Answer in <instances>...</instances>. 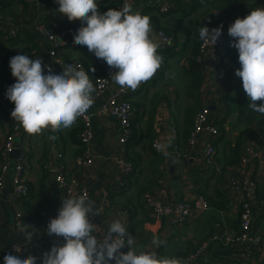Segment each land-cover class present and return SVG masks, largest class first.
<instances>
[{
  "label": "crops",
  "instance_id": "crops-1",
  "mask_svg": "<svg viewBox=\"0 0 264 264\" xmlns=\"http://www.w3.org/2000/svg\"><path fill=\"white\" fill-rule=\"evenodd\" d=\"M202 1L168 0L176 10L175 16L188 20L200 16V9L190 12V7L203 4ZM40 2L44 4L42 13L38 10ZM128 3L133 5L134 10L144 14L149 9H156L157 12L156 5L159 0H131ZM0 7L3 13L0 17V88L2 85L9 88L10 51L32 56V59L42 57L44 64L55 62L50 54V41L35 27L38 19L43 18L47 22V16L52 15L55 20L50 23L53 26L63 25V19L69 20L59 12L57 0H5L0 1ZM226 19L230 20V27L233 21ZM162 21L168 23V18ZM69 22H77L79 28L81 27L80 20ZM218 23L213 21L210 27H218ZM193 29L194 26L190 25L189 30ZM152 30L158 40L156 29ZM180 41H183L182 37ZM170 53L171 49H168L164 55ZM89 54L92 52L86 46L74 44L73 41L60 52L66 64H72L76 59H86L85 66L94 84L90 68L95 58L91 60ZM175 59L179 67L177 70L173 68ZM182 59L176 56L169 58L167 63L163 62L157 77L132 95L136 117L132 137L126 144L119 141L120 127L115 118L98 116L94 119L95 137L90 146L94 164L91 166L78 167L76 163V158L85 147L79 138V125H82L79 119L70 129L62 132L53 133L49 128L34 135L28 134L19 122L14 123L20 126L14 134L15 144H19V149L27 155L25 173L31 194L23 201L12 199L13 170L18 158L13 153L10 155V170L5 175L6 186L0 194L1 245L11 246L19 243L24 248V253L32 254L45 250L51 239L60 243L62 238L50 236L46 232L45 223L48 217L56 214L61 205L62 192L54 178L56 167L59 165L63 166L67 174L77 177L89 188L88 198L94 201L96 209H105V213L93 222L98 225L97 231L101 235L114 219L123 220L127 211L129 233L139 248L151 249V240L154 235H158L167 241L166 246L157 249L158 254L175 256L183 261L189 252L215 232L217 222L230 232L241 230L243 195L231 187L230 178L234 172L242 171L243 168L236 165L225 172L222 171L226 146L234 142L241 133V128L237 125L241 112L238 100L241 79L235 75L233 62L222 70L212 57H205L202 66L205 78L199 93L196 94L198 99L195 100L189 94L192 85L186 69L190 65ZM55 67L56 74L63 72L57 64ZM118 87L119 85L112 81L105 97L110 96ZM93 96L95 102L89 112L95 111L103 100L95 93ZM194 105L209 109V119L216 123L222 132L221 137L214 141L217 166H210L205 162L206 143L211 139L208 133H201L195 144L186 148L182 125L186 111ZM12 121L13 117L0 120V171L6 160L2 153L3 142L7 135L14 131ZM251 127L257 132L244 136L247 141L249 137L257 135L258 140L255 149L257 154L252 152L249 164L256 182V199L252 227L246 232L247 240L234 244L216 242L197 264H264V139L259 136L257 123ZM50 135L57 138L50 140ZM156 141L163 144L159 152L153 149L152 143ZM175 143L188 155L182 156L180 152H176ZM129 155L133 158L134 171L128 176L127 185L120 188L117 184L120 161ZM171 168H175L174 172ZM174 174L180 175L178 189L174 185ZM147 189L161 201L172 204L182 199H192L201 194L199 191H207L214 200H218L217 196L225 195L230 200V207L224 210L209 206L191 214L186 223L178 225L175 223L178 218L176 212L159 217L145 205L143 193ZM16 211L22 213L25 226H34L27 229L33 233L30 243L26 238L25 228L22 231L15 228Z\"/></svg>",
  "mask_w": 264,
  "mask_h": 264
},
{
  "label": "clouds",
  "instance_id": "clouds-1",
  "mask_svg": "<svg viewBox=\"0 0 264 264\" xmlns=\"http://www.w3.org/2000/svg\"><path fill=\"white\" fill-rule=\"evenodd\" d=\"M57 3L59 12L69 21H81L73 43L86 46L96 58L116 69L111 80L122 90H137L161 68L164 57L152 34L151 18L134 10L132 4L101 12L97 0H57ZM197 31L199 39L213 48L222 35V26L209 28L204 24ZM228 34L234 38L231 46L238 50L240 68L235 75L242 80L248 107L264 115V8H255L244 18H236ZM9 66L16 78L6 92L15 105L11 116L30 135L49 128L53 133L70 129L95 102L96 88L88 73L77 66L68 64L61 74H55L42 57L32 59L24 54L13 56ZM56 138L49 136L50 140ZM92 216H100V212L86 194L64 198L58 215L50 219L46 228L50 236L62 238L63 243L53 244L45 251L41 264H186L175 256L158 254L157 249L167 245L158 235L153 236L151 249H141L120 218L114 219L101 235L98 225L90 219ZM28 227L34 226H25L30 243L33 233ZM125 247L128 250L121 251ZM23 249L15 250L19 254L5 255L4 264H37L35 255L21 258Z\"/></svg>",
  "mask_w": 264,
  "mask_h": 264
},
{
  "label": "built area",
  "instance_id": "built-area-1",
  "mask_svg": "<svg viewBox=\"0 0 264 264\" xmlns=\"http://www.w3.org/2000/svg\"><path fill=\"white\" fill-rule=\"evenodd\" d=\"M19 1H33V0H19ZM131 0H122L121 4L117 7V9L121 8L125 3H128ZM158 11L162 13L169 12L172 8V5L168 2V0H159V4L156 5ZM44 7L43 3H39L38 10L42 13V9ZM264 8V4L260 7ZM3 15L2 9L0 7V17ZM232 21L233 19L230 18ZM228 19H223L218 23V27L222 26V35L218 39L217 43L213 48L210 44L202 41L200 47V55L198 56V61L203 64L204 59L207 53L212 54V58L216 61L217 65L220 69L225 70L229 64L232 63L231 56L227 51L226 45V31L229 28ZM152 25V24H151ZM36 29L41 32L48 41H50L52 48L50 49V54L54 58L55 62L49 65L53 73L56 74L57 64L60 68L66 67L67 64L63 61L60 56V52L67 47L74 39V35L77 33L79 29V24L77 22H73L71 24L66 25H55L54 27H50L47 25V22L43 20V18L38 19L35 25ZM152 28L156 29L159 39L157 40L161 47L159 51L166 50L173 43V38L170 36L165 30L157 29L152 25ZM211 28V27H210ZM18 32V30H16ZM64 42H62V41ZM74 66L83 69L85 72L89 73L86 69L85 65L81 62L76 63ZM95 71L94 74L100 73L93 80L96 88L95 95L98 98H103L97 109L93 112H87L84 117L78 118L81 121L82 129L79 133V138L81 144L85 146V151L78 155L76 158V163L78 167H86L94 164L93 154L91 152L90 146L93 143L95 137V129H94V119L98 116H108L113 117L117 120L120 127L119 133V141L123 144H126L133 134L134 120L136 117V108L132 101V95L139 91L145 84H148L152 80H154L159 70L155 73L154 77L151 78L148 82L141 84V86L132 91L131 89L122 90L120 86L111 93L110 96L105 97L110 89V85L112 83L111 74L116 71L114 68H110L107 63L102 59H95L94 62ZM45 74H47V68L45 69ZM211 111V110H210ZM209 109L202 108L194 119L193 128L190 131V135L187 138L186 148L193 146L201 133H208L211 136V139L206 143L205 150V162L210 166H217V149L215 146V140H218L222 132L220 131L219 126L209 119ZM20 126L18 124L14 125L13 133L7 135L6 139L3 142L2 153L6 157L5 162L3 163L0 171V194L4 191L6 186L5 175L10 170V155L15 150V132L19 130ZM259 136L264 139V124L258 129ZM257 135L255 137L251 136L245 141L242 145L240 162L237 166L243 168L242 171L234 172L232 178H230V185L236 191L243 195L242 201V212H241V230L238 232H230L226 228H224L221 223L217 222L215 224V232L210 234L206 239H204L196 248H194L191 252L187 254L183 258V261L190 264L199 263L200 259L206 255L210 249V247L216 242H223L225 244H234V243H243L247 240V231L251 229L254 212H255V199H256V182L253 177V171L249 167L251 161V154L255 151L257 146ZM163 144L160 141H156L153 143V149L157 152L161 151ZM180 146L175 143L174 149L176 152H180L182 156H187L188 153L186 151H181ZM187 150V149H186ZM26 158L27 155L22 153L20 157H18L15 161L14 170H13V178H14V193L12 195V199L14 201H23L29 198L31 194L30 186L27 181V176L25 173L26 169ZM51 167H49L50 169ZM134 170V163L124 158L120 161L119 165V173L117 178V184L120 188H124L127 185V179L131 172ZM54 178L62 192L61 204L64 198L69 196H77L80 194H86L89 197V188L83 184L77 177L70 176L66 173L65 169L62 165L56 167V172L54 174ZM143 202L145 205L157 216L165 217L171 215L173 212L178 214V218L175 223L178 225L184 224L188 221L191 214L200 212V210H204L208 208L207 201L204 196L196 195L192 199H182L177 203H167L158 199L153 192L150 190L146 191L143 194ZM61 207V205H60ZM97 211L100 212V216H92L90 219L92 222L97 221L99 217H101L105 213L104 208H98ZM58 215V211L56 214L50 216L46 220V227L51 218H55ZM128 217L129 213L126 211L125 216L122 221H124L128 228ZM15 228L19 231H22L25 228V224L22 220V213L16 211L15 219H14ZM129 231V228H128ZM57 243L56 240H50L47 243V247L43 251H38L32 253L35 255L37 259V264H41V257L45 251H49L53 244H61ZM22 245L19 243H15L11 246H3L0 243V264H4V256L7 254H19L15 252L16 249H21ZM127 247L121 249V251L126 252ZM21 258H26L27 253L23 252L20 254ZM238 264V263H234ZM247 264V263H243Z\"/></svg>",
  "mask_w": 264,
  "mask_h": 264
},
{
  "label": "trees",
  "instance_id": "trees-1",
  "mask_svg": "<svg viewBox=\"0 0 264 264\" xmlns=\"http://www.w3.org/2000/svg\"><path fill=\"white\" fill-rule=\"evenodd\" d=\"M0 1L4 2L5 0ZM121 1L122 0H97V3L100 11L104 12L109 8H117L121 4ZM202 3L203 4L191 5L190 12H195L197 9H200L201 14L199 17L195 16L190 20L185 19V17L179 18L175 16L176 10L173 8H171L169 12L166 13H162L158 10L157 13L156 9H149L144 13L150 16L151 23L155 28L165 30L173 38L172 45L160 53L164 57L163 62L167 63L169 58H175L176 56H179V59L183 58L186 62H189L190 67L186 69V72L191 79L192 85V89L189 91V94L194 97L195 100L198 99L196 94L199 93L203 80L205 78V75L202 72L203 64L198 61L202 41L199 39L197 29L199 27H203L204 24L210 28V25L213 24V21L218 23L225 18H232L233 22L238 17L244 18L251 10L260 8L264 4V0H203ZM165 18H168V23L162 21ZM54 20L55 19L52 15L47 16V25L50 27H54L52 23H50ZM190 25L194 26V29L192 31L189 30ZM181 37L183 38V41H180ZM233 39L234 38L229 36L227 30V51L231 56L235 68L238 69L240 68L238 50L231 46ZM176 47H179V49H177ZM168 49H171L170 55H164ZM89 56L91 60H93V58L96 59L94 53H92L91 55L89 54ZM78 62H81L85 65L86 59H76L74 62H72V65L74 66ZM92 67H94V64ZM8 75L11 78L9 83H11V85L14 84L16 82V78L12 76L10 68L8 70ZM98 75H100V73H93L94 78H96ZM240 81V86L238 88V100L241 112L240 117L238 118L237 125L241 128V133L234 142H230L226 146V150L223 156V172L231 167H235L240 162L242 145L246 141L244 135L251 132H257L251 126L257 123L258 128H260L264 124V115L258 114L249 109L248 99L242 86V80ZM7 90L8 88L5 85H2V87L0 88L1 121L10 119L12 117L11 112L15 107L14 103L11 102L6 96ZM200 110H202V105H194L191 106V108H188V112L186 111L185 113L182 125V127L184 128L183 139L185 142H187V138L189 137L190 131L193 128L195 116ZM16 122L17 121H15L13 118L11 126L14 127L13 125ZM79 126H81L79 127V130L81 131L82 125ZM83 151L81 153H83ZM126 159H129L133 162V158L130 155ZM132 173L133 172H131L129 175H131ZM148 190L149 189H147L146 191ZM146 191H144V193ZM199 192L201 193L200 195L205 197L208 206H214L224 210L230 207V200L225 195H221L222 197L217 196L218 200H214L207 191Z\"/></svg>",
  "mask_w": 264,
  "mask_h": 264
},
{
  "label": "water",
  "instance_id": "water-1",
  "mask_svg": "<svg viewBox=\"0 0 264 264\" xmlns=\"http://www.w3.org/2000/svg\"><path fill=\"white\" fill-rule=\"evenodd\" d=\"M208 57H212L211 53H207L206 54V58ZM216 63V61H214ZM215 110V108H213ZM15 153V157H20L22 151L19 149V144H15V150L11 153L13 154ZM171 170L174 172L175 168H171ZM174 185L176 186V188H180V175L179 174H174Z\"/></svg>",
  "mask_w": 264,
  "mask_h": 264
},
{
  "label": "rangeland",
  "instance_id": "rangeland-1",
  "mask_svg": "<svg viewBox=\"0 0 264 264\" xmlns=\"http://www.w3.org/2000/svg\"><path fill=\"white\" fill-rule=\"evenodd\" d=\"M62 21L64 22L63 25L70 24L69 21H65L64 19H63ZM9 54H10V56H11V58H12L13 56L17 55L18 53H13L12 51H10ZM175 61H176V59L174 60L173 68H174V70H177V69H179V67H177ZM184 62H186V61L184 60Z\"/></svg>",
  "mask_w": 264,
  "mask_h": 264
}]
</instances>
